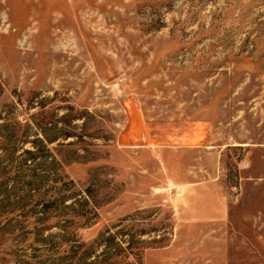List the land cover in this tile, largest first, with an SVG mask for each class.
Masks as SVG:
<instances>
[{"label":"rangeland","instance_id":"obj_1","mask_svg":"<svg viewBox=\"0 0 264 264\" xmlns=\"http://www.w3.org/2000/svg\"><path fill=\"white\" fill-rule=\"evenodd\" d=\"M33 142L99 217L75 244L6 213L0 264L108 246L116 264H264V0H0L4 210L25 202L8 190L41 163ZM216 171L221 188H191Z\"/></svg>","mask_w":264,"mask_h":264},{"label":"trees","instance_id":"obj_2","mask_svg":"<svg viewBox=\"0 0 264 264\" xmlns=\"http://www.w3.org/2000/svg\"><path fill=\"white\" fill-rule=\"evenodd\" d=\"M33 143V145H36L34 146L35 151L25 150V153L31 155L33 161H41L37 168L40 173L27 166L24 172H19L21 175H15L11 179L14 184H22L19 188L23 189L18 191V188L14 186L11 190H8V198H20L25 202L19 206L15 205L9 210H4L3 207H0V217L6 213L16 216V219L12 220V222L16 223L12 225L11 232L13 233L18 231L22 232L23 235L37 238H42L49 234L62 242H73L76 244L79 231L88 228L97 221L99 217L98 207L89 191H77L76 188H69L67 182L60 175V169L49 170L47 165L54 163L56 160L50 153L46 154L44 143L43 148L42 145L40 147L35 142ZM12 162L14 165L15 159ZM19 192L22 195H19ZM18 218H22L23 221H18ZM51 223H54V225L52 226ZM119 226L121 225L116 227ZM53 229H56V232H53ZM119 235H121L120 232L113 234L112 230L108 229L101 234L100 242L107 243L118 239ZM72 248L78 249L80 247L74 246ZM107 248L108 252L104 253V256H106L101 262L91 260L90 254L84 252L77 259L78 264H116L110 261L121 254L117 251L110 252L113 249L109 246ZM73 251L77 255L80 253L74 249Z\"/></svg>","mask_w":264,"mask_h":264},{"label":"crops","instance_id":"obj_3","mask_svg":"<svg viewBox=\"0 0 264 264\" xmlns=\"http://www.w3.org/2000/svg\"><path fill=\"white\" fill-rule=\"evenodd\" d=\"M199 173V172H197ZM218 175L216 171V182L213 181H206V182H198L195 184H192L193 186L191 188H221L220 183L218 182ZM227 214V204L223 200H220L218 195H216V220L217 219H223Z\"/></svg>","mask_w":264,"mask_h":264}]
</instances>
